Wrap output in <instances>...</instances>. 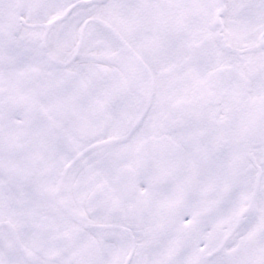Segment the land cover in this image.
<instances>
[{"label":"snow or ice","instance_id":"6c2138e0","mask_svg":"<svg viewBox=\"0 0 264 264\" xmlns=\"http://www.w3.org/2000/svg\"><path fill=\"white\" fill-rule=\"evenodd\" d=\"M0 264H264V0H0Z\"/></svg>","mask_w":264,"mask_h":264}]
</instances>
